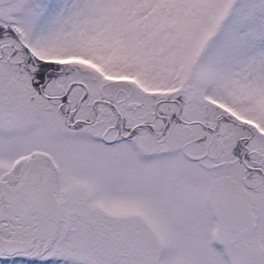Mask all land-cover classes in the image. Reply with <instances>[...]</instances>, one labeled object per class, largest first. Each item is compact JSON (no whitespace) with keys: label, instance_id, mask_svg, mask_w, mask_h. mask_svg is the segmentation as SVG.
Returning <instances> with one entry per match:
<instances>
[{"label":"snow or ice","instance_id":"obj_1","mask_svg":"<svg viewBox=\"0 0 264 264\" xmlns=\"http://www.w3.org/2000/svg\"><path fill=\"white\" fill-rule=\"evenodd\" d=\"M0 264H264V0H0Z\"/></svg>","mask_w":264,"mask_h":264}]
</instances>
